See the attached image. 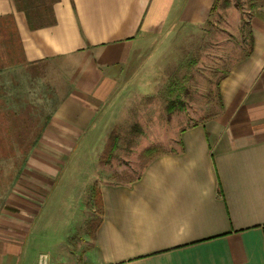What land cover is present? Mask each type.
<instances>
[{
  "label": "crops",
  "instance_id": "obj_1",
  "mask_svg": "<svg viewBox=\"0 0 264 264\" xmlns=\"http://www.w3.org/2000/svg\"><path fill=\"white\" fill-rule=\"evenodd\" d=\"M213 1L0 0V74L43 82L50 63L76 66L33 138L0 76V139L32 141L29 187H18L35 200L2 209L0 264H24L50 180L104 121L122 63L168 24L206 23ZM247 34L244 53L218 78L215 114L182 127L177 147L153 157L132 182H98L101 219L80 264H264V1L251 8Z\"/></svg>",
  "mask_w": 264,
  "mask_h": 264
},
{
  "label": "rangeland",
  "instance_id": "obj_2",
  "mask_svg": "<svg viewBox=\"0 0 264 264\" xmlns=\"http://www.w3.org/2000/svg\"><path fill=\"white\" fill-rule=\"evenodd\" d=\"M262 1L218 0L206 23L168 24L149 35L139 55L122 63L117 91L103 110L104 121L95 124L88 139L64 158L44 202L38 201L41 216H34L28 229L24 264H36L42 253L52 264H80L90 244L88 227L97 217L93 188L96 191L99 181L135 177L145 146L157 142L167 150L176 148L182 127L217 112L216 82L228 63L244 53L249 12ZM75 67L69 62L50 63L43 82L40 75L34 81L7 70L0 74L5 82L1 88L11 90L7 99H15L19 119L29 123V137H35V130L51 113L55 94L61 98L71 87ZM173 98H180L184 107L168 114L165 106ZM114 126L119 133L117 147L107 164H99L98 156ZM31 142L0 139V214L12 200L35 201L18 187L27 182L24 170Z\"/></svg>",
  "mask_w": 264,
  "mask_h": 264
},
{
  "label": "trees",
  "instance_id": "obj_3",
  "mask_svg": "<svg viewBox=\"0 0 264 264\" xmlns=\"http://www.w3.org/2000/svg\"><path fill=\"white\" fill-rule=\"evenodd\" d=\"M218 0H214L212 3V6L210 8V13L213 12L215 10V4L217 3ZM225 2H228V0H225ZM28 15V21L30 23V26H33V21H31V18H29V14ZM216 86H217V82H216ZM217 92H218V88H217ZM218 101H219V95H218ZM184 104L183 101L180 98H173L171 100H169L165 106L166 111L168 114H171L173 111L175 110H183ZM11 114L10 112H4L3 113V117L5 119V117L7 115ZM5 122V120L3 121ZM198 121H194L193 123H197ZM4 131L9 132V130H11V120H10V124H5L2 127ZM119 140V133H118V129L116 126H114L110 132L107 135V138L105 140L104 146L98 156V163L99 164H107L112 156H113V152L117 147V142ZM8 141H13V140H8ZM13 143H10L9 147H12ZM32 144V142H31ZM166 152V148L163 146V144L161 143H151L147 146H145L139 153L140 159H141V165H140V170L137 173V175L135 177H130V178H123L121 181L122 183H130L133 180L137 179L140 174L141 171L143 170V168L145 167V165L155 156L160 155L162 153ZM95 188H93V191L95 193L96 196V203L94 204V211L97 214L96 219L94 220V225L89 229L90 235L93 233L94 229L96 228L97 224L100 221V216L102 213V206H101V198L99 195V191L98 188L96 189V191L94 190Z\"/></svg>",
  "mask_w": 264,
  "mask_h": 264
},
{
  "label": "built area",
  "instance_id": "obj_4",
  "mask_svg": "<svg viewBox=\"0 0 264 264\" xmlns=\"http://www.w3.org/2000/svg\"><path fill=\"white\" fill-rule=\"evenodd\" d=\"M36 264H50V259L47 254L42 253L38 256Z\"/></svg>",
  "mask_w": 264,
  "mask_h": 264
}]
</instances>
